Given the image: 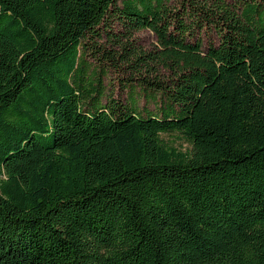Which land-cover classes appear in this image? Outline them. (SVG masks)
<instances>
[{
	"label": "trees",
	"instance_id": "trees-1",
	"mask_svg": "<svg viewBox=\"0 0 264 264\" xmlns=\"http://www.w3.org/2000/svg\"><path fill=\"white\" fill-rule=\"evenodd\" d=\"M0 264H264V0H0Z\"/></svg>",
	"mask_w": 264,
	"mask_h": 264
},
{
	"label": "rangeland",
	"instance_id": "rangeland-1",
	"mask_svg": "<svg viewBox=\"0 0 264 264\" xmlns=\"http://www.w3.org/2000/svg\"><path fill=\"white\" fill-rule=\"evenodd\" d=\"M112 26L113 30H115L116 25L113 24ZM89 41L91 43L87 45L86 60L89 72L94 73V77L100 78L102 81L104 93L101 102L104 104L107 99L115 98L118 102L125 103L134 92L141 93L139 81L143 77L150 79L152 74L142 67L135 70L130 65L129 60L124 61L121 59L119 57L121 53L120 47L115 44V41H110L106 35ZM123 42H126L125 39H123ZM133 42L140 50L149 51L154 46L155 37L149 30H139L134 33ZM96 47L99 48V52L93 53L92 50H95ZM109 54L115 56L113 60L107 58ZM136 100L139 107L154 109V103L150 99L147 100L137 94ZM178 143L184 145V142H176V144Z\"/></svg>",
	"mask_w": 264,
	"mask_h": 264
}]
</instances>
